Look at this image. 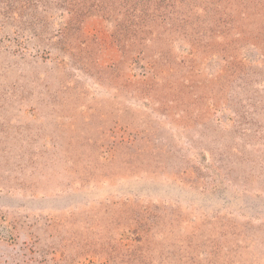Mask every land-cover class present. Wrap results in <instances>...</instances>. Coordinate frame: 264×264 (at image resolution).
Listing matches in <instances>:
<instances>
[{"label":"rangeland","instance_id":"rangeland-1","mask_svg":"<svg viewBox=\"0 0 264 264\" xmlns=\"http://www.w3.org/2000/svg\"><path fill=\"white\" fill-rule=\"evenodd\" d=\"M0 264H264V0H0Z\"/></svg>","mask_w":264,"mask_h":264}]
</instances>
